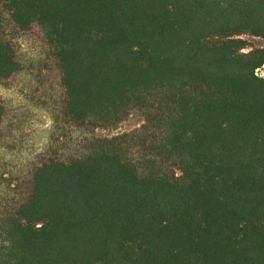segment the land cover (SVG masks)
Wrapping results in <instances>:
<instances>
[{"label": "trees", "instance_id": "1", "mask_svg": "<svg viewBox=\"0 0 264 264\" xmlns=\"http://www.w3.org/2000/svg\"><path fill=\"white\" fill-rule=\"evenodd\" d=\"M243 35L264 39V0H0L1 83L40 40L68 124L147 121L41 155L0 264H264V49Z\"/></svg>", "mask_w": 264, "mask_h": 264}, {"label": "rangeland", "instance_id": "2", "mask_svg": "<svg viewBox=\"0 0 264 264\" xmlns=\"http://www.w3.org/2000/svg\"><path fill=\"white\" fill-rule=\"evenodd\" d=\"M241 38L248 44L244 52L264 49L263 38ZM17 47L23 70L15 79L0 82V99L12 123L9 146H0V223L27 196L31 172L41 155L54 150L60 158L68 159L82 153L90 141L141 136L147 125L146 114L140 110H132L126 120L111 127L81 128L68 124L60 114L57 82L44 69L49 61V47L31 38L20 39Z\"/></svg>", "mask_w": 264, "mask_h": 264}, {"label": "built area", "instance_id": "3", "mask_svg": "<svg viewBox=\"0 0 264 264\" xmlns=\"http://www.w3.org/2000/svg\"><path fill=\"white\" fill-rule=\"evenodd\" d=\"M256 74L262 78H264V66L260 69H257Z\"/></svg>", "mask_w": 264, "mask_h": 264}]
</instances>
